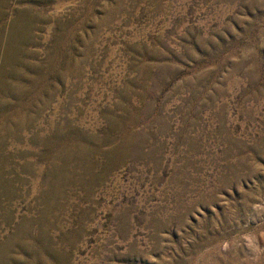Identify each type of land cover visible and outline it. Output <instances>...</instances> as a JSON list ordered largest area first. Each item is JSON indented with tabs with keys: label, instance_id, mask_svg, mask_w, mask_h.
<instances>
[{
	"label": "rangeland",
	"instance_id": "rangeland-1",
	"mask_svg": "<svg viewBox=\"0 0 264 264\" xmlns=\"http://www.w3.org/2000/svg\"><path fill=\"white\" fill-rule=\"evenodd\" d=\"M0 264H264V0H0Z\"/></svg>",
	"mask_w": 264,
	"mask_h": 264
}]
</instances>
